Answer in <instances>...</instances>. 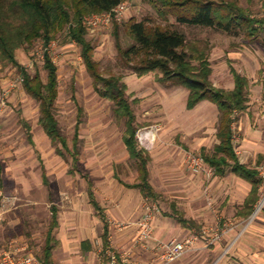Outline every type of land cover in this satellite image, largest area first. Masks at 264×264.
I'll use <instances>...</instances> for the list:
<instances>
[{
	"label": "rangeland",
	"instance_id": "1",
	"mask_svg": "<svg viewBox=\"0 0 264 264\" xmlns=\"http://www.w3.org/2000/svg\"><path fill=\"white\" fill-rule=\"evenodd\" d=\"M236 1L255 17L264 18V0ZM124 3L127 11L122 16L114 15L109 26L96 29L86 27L89 32L87 39L94 46V57L102 74L105 77L123 76L129 87L130 100L139 101L133 104L138 124L137 138L140 146L147 149L152 158L149 164L150 182L156 198L133 190L130 199L125 201L127 195L114 193L110 209L123 211L126 217L106 216L110 226L107 246L103 240L102 221L101 228L97 229L92 239L93 258L105 264H108V248L115 251L118 257H125L130 264L134 262L129 251L118 245L119 235L132 232L133 245L147 251L148 242L156 239L159 220H167L171 229L180 226L174 218L175 211L191 219L194 225L191 229L183 228L192 232L183 231V235L176 236L174 240H192L204 250L212 247L216 235L222 236V241L235 226V220L228 215L230 198L235 196L236 202H239L249 193V187L232 172L225 177H217L214 170V175L209 177L205 171L195 172L190 168V155L204 159L202 150L211 151L218 143V108L206 101L193 111H188L189 91L186 88L161 85L156 82L155 74L139 78L121 60L113 20L119 24L124 47L133 44L127 33L130 22L151 18L166 25V21L146 0H127ZM169 22L174 24L176 20L171 17ZM175 28L184 32L189 41L210 43L212 81L216 87L225 90L234 87L232 68L249 79V109L239 116L234 125L235 145L243 162L257 166L260 172L264 165V46L259 41L246 39L244 35L232 36L216 29ZM51 44L46 47L43 41H38L29 50H19L17 59L32 75L40 71L44 80L47 78L43 68L46 54L52 57L58 68L59 97L55 113L70 146L79 125L80 173L75 176L70 173V155L65 158L60 156L58 146L51 142L40 126L39 104L25 92L18 69L0 67V102H4L3 106L0 104V189L7 198L18 199L16 207L11 203L6 206L8 213L0 227V253L13 246L39 259L45 247L53 206L64 211L74 195L73 201L79 203L87 222L99 217L90 203L89 184L83 175L93 182L100 202L105 203L108 201L106 191L112 189V185L121 184L115 178L118 171L124 182H139V173L129 158L123 140L125 122L116 117L115 104L101 98L96 92L80 46L71 40L67 31L59 33ZM46 48H49L48 51ZM29 135L35 145L29 141ZM261 190L262 198L263 184ZM148 207L154 210V231L152 238L142 240L140 224ZM263 211L264 208L258 215ZM253 214L244 222L245 228L258 216L253 219ZM56 235L59 238L58 233ZM86 237V234L75 237L73 258L86 257L80 250ZM194 246L188 254L202 250ZM228 252L229 249H226L224 254ZM54 256L64 257L60 251ZM158 257H152L147 264Z\"/></svg>",
	"mask_w": 264,
	"mask_h": 264
},
{
	"label": "trees",
	"instance_id": "2",
	"mask_svg": "<svg viewBox=\"0 0 264 264\" xmlns=\"http://www.w3.org/2000/svg\"><path fill=\"white\" fill-rule=\"evenodd\" d=\"M127 0H0V67H16L23 78L25 92L39 104V124L47 137L57 147L60 156L70 155L75 176L79 171L80 134L76 128L72 146L63 135L56 117V103L59 97L58 68L52 57L46 54L44 70L32 75L17 59V52L29 48L38 41L48 47L56 36L67 31L71 40L81 48L84 64L93 80L99 96L115 104V115L125 122L124 144L130 160L139 173V182L129 184L119 175L115 178L131 189H138L146 197L156 198L150 182L149 164L152 161L148 150L141 147L137 138L138 124L133 104L128 95L129 87L123 76L105 77L99 63L95 60L94 46L87 39L88 30L83 19L88 15L113 12ZM166 21V25L145 18L140 22H130L127 33L133 44L124 47L121 43L119 24L115 37L119 57L139 78L155 74L156 82L161 85H174L189 91L186 108L193 111L203 102H211L220 113L217 132L218 143L211 151L203 149L206 163L215 170L217 177H225L232 172L252 184V191L245 202L242 214L249 218L261 200L262 180L257 167L243 164L235 145L234 125L242 113L249 109L250 81L247 77L231 69L234 87L230 90L215 86L212 81L210 43L203 40L189 41L186 34L177 27L216 29L232 36L244 35L246 39L259 41L264 46V18L255 17L249 9L239 5L236 0H146ZM175 18L173 24L170 18ZM30 134V132H29ZM29 141L35 145L32 136ZM121 170V169H120ZM2 168L0 166V181ZM44 179L45 183L46 176ZM89 184V199L104 223V243L108 245L109 221L104 209L97 202L93 182L83 175ZM52 219L46 234V243L40 259L44 264H54V254L60 246L56 231L60 227L59 208L52 207ZM175 219L184 227L194 224L175 211Z\"/></svg>",
	"mask_w": 264,
	"mask_h": 264
},
{
	"label": "crops",
	"instance_id": "3",
	"mask_svg": "<svg viewBox=\"0 0 264 264\" xmlns=\"http://www.w3.org/2000/svg\"><path fill=\"white\" fill-rule=\"evenodd\" d=\"M237 153L243 164L250 165L251 167H257L253 164L243 162L240 152L237 151ZM231 174L236 176L237 179L249 187V193L243 196L242 200L236 202L237 200L235 196H232L228 201V215L233 217L235 220V226L226 234L222 241H216L214 243L215 245L212 247L204 250L199 243L194 244V248L202 250L200 252L198 251L192 252V254H187L184 258L178 261L177 264H264V211L255 218L250 226L245 228L244 222L247 220V217H245L242 213L244 212L246 199L252 191V184L238 177L234 173ZM112 187V189L106 191V198L108 199L106 203L100 202L98 198V190L97 188H93L97 202L100 203L104 209L106 216L114 215L115 217H119L120 215L124 217L125 214L123 211L110 209L112 207L111 203L114 199V193H120L123 196L127 195V199L125 200L127 201L130 199V196H132L133 190L136 191L138 189H131L123 184L112 185ZM72 197L75 198L74 195H72ZM73 198L72 201H70L69 206L65 208L64 211L59 212L60 227L56 231V234L58 233V240L61 244L56 252L60 251V254L64 257L56 258L57 256H54V264H105L93 258L92 246V239L94 238V234L97 229L101 228L102 219L99 218L100 216L98 215V218L94 217V221L89 220L87 222L84 219L82 211H80L81 208H79V203L73 201ZM185 219L188 220L189 218L185 217ZM176 222L180 226H175V228L173 226V229H171V225L167 220H159L155 232L156 239L148 242L146 246L147 251L142 247H135L133 245L132 232L120 234L117 239V243L120 248H124L129 251L131 254V260L136 264H147L152 257L159 256L161 254L160 245L173 241L176 236H182L184 233L183 231L192 232L190 230H184L191 229L192 226L184 227L177 220ZM103 231L105 234V229H103ZM80 234L87 235L80 245V250L86 255V257L73 258L71 256L75 246L73 242L76 241L75 237ZM226 249H229V252L224 254ZM107 260L109 264V259ZM134 262H131V264ZM125 264H130V262L128 261Z\"/></svg>",
	"mask_w": 264,
	"mask_h": 264
},
{
	"label": "built area",
	"instance_id": "4",
	"mask_svg": "<svg viewBox=\"0 0 264 264\" xmlns=\"http://www.w3.org/2000/svg\"><path fill=\"white\" fill-rule=\"evenodd\" d=\"M127 11V5L123 3L113 12L103 13L98 15H93L91 17L85 18L83 20V25L87 28H99L103 26H109L112 22V19L115 16H122ZM53 45V44H51ZM50 45V46H51ZM49 48H46L48 51ZM50 53V52H49ZM3 106L4 102H0ZM190 168L195 172L205 171L208 176L211 177L214 175V169L207 167L206 161L194 155H190ZM260 178L264 185V165L260 169ZM11 203L14 207H16L18 203V199H9L5 196L4 192L0 189V227L3 225L5 221L6 214L8 211L6 210V206ZM264 208V193L262 195L261 200L256 206L255 216ZM153 209L148 207L146 212L144 221L140 224V237L142 240H147L152 238V234L154 231L153 221L154 214ZM253 214V215H254ZM222 236L216 235L214 238V242L220 241ZM194 242L192 240H173L169 243H165L160 245L161 254L158 259L149 263V264H177L182 258H184L189 252L193 250ZM107 257L109 259V264H125L127 263V259L125 257H118L117 253L113 251L111 248H108L106 251ZM0 264H44L41 259H39L34 254H27L22 252L19 248L9 247L6 248L3 252L0 253Z\"/></svg>",
	"mask_w": 264,
	"mask_h": 264
},
{
	"label": "bare ground",
	"instance_id": "5",
	"mask_svg": "<svg viewBox=\"0 0 264 264\" xmlns=\"http://www.w3.org/2000/svg\"><path fill=\"white\" fill-rule=\"evenodd\" d=\"M195 115V114H194ZM202 115V114H201ZM205 117V116H204ZM200 118V117H199ZM202 118V117H201ZM205 121V120H204ZM201 122V121H200Z\"/></svg>",
	"mask_w": 264,
	"mask_h": 264
}]
</instances>
